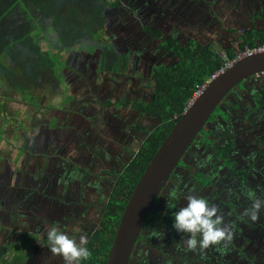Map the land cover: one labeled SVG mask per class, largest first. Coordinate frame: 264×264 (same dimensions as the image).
<instances>
[{
	"label": "flooded vegetation",
	"instance_id": "flooded-vegetation-1",
	"mask_svg": "<svg viewBox=\"0 0 264 264\" xmlns=\"http://www.w3.org/2000/svg\"><path fill=\"white\" fill-rule=\"evenodd\" d=\"M104 1L114 5L113 7L108 6L104 14L106 24L102 34L108 30L110 23L114 24L115 21L119 20L117 16L111 20V17H108L109 11L112 14L115 10L113 12L115 15L119 11L122 13L121 17L124 14L128 16L127 13L138 15L139 10L134 13L133 9L123 7L125 0ZM129 1H133L137 6L147 8H141L144 12L140 13L139 17L145 14L146 17L150 18L146 20L148 21L146 24L140 25V27L134 19L135 28L132 30L131 36L136 34L137 39L132 41V39L129 40L131 37L123 36V33H129L130 29L127 25L117 23L118 27L114 32V39L109 43L100 42L99 39L102 34L96 39L86 42L90 44L89 48L95 54L91 53L92 61L88 59L85 49L80 53L74 51L68 53L65 59L67 66L62 70L65 81L79 84V87L82 86L84 91L86 90L84 85L86 80H94L97 76L105 77L106 74H110L113 80L124 76L125 80H131L130 83L135 88L139 85L140 80H143L141 81L142 84L148 83L152 80L155 66L169 65L172 62L170 54L162 49L163 41H166L169 36L179 40L182 44L193 39L194 36L188 31L183 34L181 28L188 26L184 22L189 21L191 26L198 28L203 16L217 11L219 5V0ZM232 3L240 4L239 18L249 29L250 27L262 26L264 22V0L256 2L258 3L256 12L249 10V3L247 4L245 0H235ZM152 6L154 7L152 8ZM150 12H154L155 16ZM165 16L169 17L168 24L174 29L166 35L155 26L161 20H166ZM149 22L153 26H150ZM147 29L159 31L163 37L157 39L147 32ZM243 32L244 30L238 31L228 27L224 30L223 41L229 43V46H233L232 43L235 40L239 39L240 41ZM156 39L160 43L158 53L153 54L149 51V43H154ZM197 39L193 40L198 41ZM220 41L218 39L217 43L213 42L219 47L222 44L219 43ZM107 44L113 47L119 57L118 62H116L118 63L116 65L117 71L105 73L102 60L106 59L107 61L109 59L104 53V47ZM161 56L162 58L167 57L165 59L168 60L160 61ZM45 76L47 80H51V83L42 80L36 87L32 83L29 91L32 89L39 91L45 86L59 87L60 89L62 83L55 84L57 77L53 73L49 72ZM4 81L9 85L7 80ZM144 89H141L137 95L140 101L132 102L133 100H130L128 102L131 105H120L125 110L131 107V115L137 113L136 119L130 122L125 117L124 119L122 117L117 120L114 119L118 127L123 124L129 127V130L127 129L122 133L114 131L121 136L120 141L132 140L134 142L131 143V146L134 145V147L125 149L128 152L124 155L121 149L116 148L117 151H113L115 157L109 153L110 158L107 163L102 156L98 158L93 156V163L91 164V154H86V152L77 149L76 140H84L86 134L91 135V126L86 123V117L90 116L94 121L93 116L96 115L93 111L86 114L85 92L76 91V89L72 92L83 94L84 98L78 101L73 95V99L69 103L75 101L76 104L72 106L71 112L66 113V126L64 123H60L59 118L61 116L58 115V121L55 118L56 125L54 124L53 128H45L40 121L43 119H39L38 114L42 111L38 109L35 110L37 114L25 118L24 122H19V128L16 130L22 132V145L19 148L22 149L23 155L27 154L26 158L20 162L19 158L22 155L19 154L20 157L17 158L18 160L15 159V162L6 159L4 161L2 158L4 156L0 155V168L3 164V170H0V183L3 186L0 187V195L3 196L0 199L3 200V204L0 203V263L12 264L11 257L8 258L9 255H12L10 244H14L16 248L19 247L28 234L31 236L28 248H26L21 262L18 261L16 264H64L61 256H54L49 251L45 243L46 236L41 239V242L37 241L36 237L44 236L45 230L51 225L65 231L76 222L80 223L82 231L72 232V235H75L76 238L81 234L88 237V233H86V203L91 205V208H94V204L99 205L96 208H99L101 212L97 219H94L92 227L95 230L114 187L113 184L116 183V174L132 161L133 155L137 152L138 144L144 141L148 133L159 125L156 119L147 113L140 112L132 105L137 102L149 103L153 99V90L146 93L148 90L144 92ZM147 89H150V86ZM22 96L24 97V95ZM36 100L37 103H35ZM38 100L39 96L31 95L29 101L35 103V108H39L42 103ZM118 100L120 99L111 101L113 107L117 106L115 102ZM122 101L125 102L126 99ZM99 103L102 109L109 108L108 101L104 98H101ZM37 121L40 126L37 129L30 127L31 139H29L24 129H28V122ZM38 129H40V134L36 136ZM76 130L79 132L76 135H65L62 138L59 136ZM93 137L94 135L92 140ZM38 151L45 152L46 157L37 160L35 154ZM96 154L100 156L98 153ZM66 155L68 156L66 157ZM99 159L109 166L117 159H121L122 163L113 164L110 170L100 167L99 172L95 173L99 177L94 180L95 175H92L94 172L87 171L88 173L85 174L83 171L91 170ZM18 161L20 166L14 168L13 165H17ZM89 175L93 177H89ZM99 178L100 180H98ZM177 185H179L180 194V200L177 201L178 208L185 206L186 202L183 197L189 193L203 196L211 203L219 206L225 216V223L231 222L235 226L233 239L230 242L210 246L203 252L199 250L195 252L186 251L184 241L187 236L178 233L172 226V212L178 208L173 210L166 208L165 197H167L168 190ZM85 188L86 190H84ZM249 191L258 198L264 199V73L253 75L240 82L215 109L162 189L139 234L129 264H264V208L261 209L256 221H251L250 218L243 215L244 210L251 206V201L247 198ZM90 194L95 195L96 200L93 203L85 198L89 197ZM33 197L37 199V205L31 209L26 203L31 202ZM43 217L47 219L45 225L42 221ZM157 231L161 235L159 237L153 236V232ZM91 234H89L88 240Z\"/></svg>",
	"mask_w": 264,
	"mask_h": 264
},
{
	"label": "trees",
	"instance_id": "trees-1",
	"mask_svg": "<svg viewBox=\"0 0 264 264\" xmlns=\"http://www.w3.org/2000/svg\"><path fill=\"white\" fill-rule=\"evenodd\" d=\"M113 5L104 0H0V84L7 80L10 87L30 100L28 91L32 83L35 87L42 80L51 83L45 76L49 72L57 77L54 50L70 53L83 49L82 44L102 34L106 24L104 14ZM146 31L157 39L163 37L159 31ZM44 42L48 49L42 48ZM261 46L264 28L255 27L244 30L237 49L224 51L193 39L182 44L169 36L163 41L162 49L170 54L172 62L154 67L153 99L133 104L159 125L144 139L132 161L116 174L99 224L88 240L92 255L81 264H106L129 198L150 160L183 115L196 86L233 62L245 47ZM104 48L109 58L102 60L104 72L117 71V52L110 44ZM129 104L122 100L115 102L117 106ZM107 105L113 106L111 101Z\"/></svg>",
	"mask_w": 264,
	"mask_h": 264
},
{
	"label": "rangeland",
	"instance_id": "rangeland-1",
	"mask_svg": "<svg viewBox=\"0 0 264 264\" xmlns=\"http://www.w3.org/2000/svg\"><path fill=\"white\" fill-rule=\"evenodd\" d=\"M178 2L179 0H175L174 2ZM235 0H219V5H218V9L215 12L209 13L205 16H203L202 18V22L200 23V25L198 26V28H194L195 26H191V22L186 21L184 22V24L188 25L186 28H181L182 32H184L183 34H185L186 31H188L190 34H192L194 37L193 39H197L201 38V39H197V42H200L201 44H206V45H212V47L214 49H220L222 51H224L225 49H227L228 47H232V48H237L238 44H239V39L235 40L234 43H232L233 46H229L227 44V42L223 41V38L225 37V33L224 30L228 27H231L236 30H248L249 27L239 18V12L238 10L240 9L241 6H239L240 4H233L232 2H234ZM245 2L248 4L249 10L252 12H256L257 11V7H258V0H245ZM230 3V4H229ZM232 3V4H231ZM123 7L126 8L128 7L129 9H133L134 13L138 11V15H131L130 13H127V15H123L121 17V12L117 11L116 15L112 14L109 11L108 12V17H111V20L114 17H119V20L114 24L110 23V26L108 28V30H106V32L104 34L101 35L100 37V42H106L109 43L112 39H114V32L116 31V27H118V24H123V25H127L128 28L130 29V32L125 34L123 33L125 37L130 38L129 40L132 39V41H135L137 39L136 34H133V36H131V32L132 30L135 28V24H134V19L135 21L138 22V25L140 27L143 26L144 24H146V20L150 19L148 17L145 16V14L142 15V17H139V14L144 12L143 9L141 8H145L146 7H142V6H137L136 4L133 3V1H129V0H125V2L123 3ZM154 6H152L153 8ZM156 8V7H155ZM130 10V11H131ZM156 12V10H155ZM152 13L154 16V12H150ZM158 14V13H157ZM130 16H133L132 18ZM130 17V18H129ZM166 20L162 21L160 23H156L155 26L157 27V29H160L161 31H163V33L166 35L168 33H171V31H174L173 27L171 25H169L168 23V16H165ZM118 23V24H117ZM150 26H153L151 22ZM252 27H250L251 29ZM255 28H264V22L262 24V26L257 27L255 26ZM187 34V33H186ZM227 36L229 34H226ZM185 36V35H184ZM183 36V37H184ZM124 37V38H125ZM221 37V38H220ZM218 39H220L221 41L219 42L221 44V46L219 45V47H217L214 42L217 43ZM126 40V39H125ZM214 41V42H213ZM150 42V40H149ZM159 40H155V42H150V46H149V51L153 54H157L158 53V45H159ZM227 44V45H226ZM83 49H85L87 57L89 60H93L92 58V50L89 48L90 44L86 43V44H82ZM80 47V46H79ZM42 48L44 49H48V45L46 42H44L42 44ZM246 48V47H245ZM81 47L76 50H74V52H82L83 50ZM54 54H55V59L57 61V66H56V70H55V74L58 77V79L61 80V83H64V75L62 74V70H64L67 66L65 59L68 56L67 52H58L56 50H54ZM243 52V51H242ZM71 53V52H70ZM94 54V53H93ZM95 55V54H94ZM149 55L151 56V54L149 53ZM238 56V55H237ZM167 58V57H165ZM162 58V56L160 57V61L164 60L167 61L168 59ZM95 60V59H94ZM8 66V65H7ZM73 70V69H72ZM74 71V70H73ZM124 73V72H123ZM126 73V72H125ZM140 80L139 81V85L137 86V88H135V86L131 85V80L130 79H124L120 78L117 80H113V78H111L110 74H106L105 77H99L97 76L96 79L94 78V80L92 79L90 80H86V90L84 91L80 86L78 87V91L80 92H85L86 95L91 96V98L89 99L90 101H93L92 104L89 103V105H85L86 106V114L91 113V111H93L96 115L93 116L94 121L90 118V116L86 117V123L88 125H90V131H91V135H95V133H98L100 136L96 141L99 142V144L104 145V144H108L109 147H111L109 149V147L106 149L107 151H109L108 153H112L113 151L116 150L117 146L120 145V142L118 140V137L116 135H113V132H119L122 133L123 131H126L127 129L129 130V127H126L123 125H120V127H118L116 125V120L119 119L120 117H122L127 121H131V120H135L136 119V114L134 113L133 115H131L132 111H130L131 109L128 108L125 110V108H121L120 106H111L108 109H102L101 104L99 103V101L101 100V98H104L105 100L109 99L110 101H115L117 98L120 100L123 99H130L133 101H140L139 97L137 96L139 91L143 88H145L143 91L146 93H150L152 92V80L148 81V83H141ZM145 85V86H143ZM150 86V89H147V87ZM70 89L66 87L64 84L61 85L60 89L59 87H47L45 86L44 88H42L41 90H35L32 89L31 91L28 92L29 97L31 98V95H37L42 99H39L38 101H40L41 103L44 104V106H42V104L39 106L41 108L44 107V110H42V113H46L48 114V111L45 110L46 108H52L54 106H56L58 108V110H61V105L64 104L65 106H68L69 102L71 99H73L70 95L67 96L65 95V93L69 94L70 93ZM145 93V94H146ZM82 95H79V97ZM54 97H56L55 101L53 102V104L51 103V99H53ZM44 99V101H43ZM37 103V100L36 102ZM35 103H31L29 100L25 99L20 92L16 91L14 88L10 87L5 81L2 82V84H0V155L4 156L2 158H4L6 160L9 161H13L19 158V154H21L22 156L19 158L20 162L22 159L26 158L27 154L23 155L22 149L19 148V146L22 145L21 142V133L20 131H16L19 128V122L22 121L24 122L25 118H29V116H32L33 114H37L35 112L36 109L34 107ZM53 105V106H52ZM129 110V111H127ZM106 114H109L106 116ZM83 116V115H80ZM104 116H106L104 118ZM48 117V116H47ZM39 117V119H49V117ZM84 117V116H83ZM113 120H112V119ZM116 118V120H114ZM42 120V121H43ZM52 123H54L52 121ZM142 124V122H140ZM56 125V124H55ZM62 129V128H61ZM28 129H24L25 133L27 132V136L29 139H31V134L30 131H27ZM110 130V131H109ZM12 132V133H11ZM47 132V131H46ZM79 132L76 130L72 133H65V134H60V138L64 137L65 135H76ZM40 134V129H38V131L36 132V136H39ZM53 136V135H51ZM85 140V141H84ZM84 140L79 139L76 140L77 143V149L81 150L82 152H86L87 154V144H86V138H84ZM93 142V141H92ZM91 142V143H92ZM134 141L132 140H126L124 141V143H121L124 146H128L130 147H134V145L131 146V143H133ZM142 142V141H141ZM140 142V143H141ZM94 143V142H93ZM101 149V147H98ZM89 150V149H88ZM123 153V155L128 152L125 149H121ZM99 151L96 149L95 153H98ZM45 153V152H44ZM43 152H37V154H35L37 156V160H39L40 158H45L46 154H44ZM69 155V154H68ZM66 155V157L68 156ZM112 156H114V153L111 154ZM105 157V156H104ZM62 159H64L63 157H61ZM106 158V157H105ZM31 159V158H30ZM18 160V159H17ZM36 160V161H37ZM35 161V160H34ZM33 161V163H34ZM105 162H108V160H104ZM20 162H17V165H13L14 168H16V166H20ZM90 163H93V157L92 159H90ZM104 164V166H103ZM112 165H108L102 162L101 159L98 160L97 164L91 169V170H85L83 171L85 174H87L88 172H94L92 173V175H95V173L99 172V168L103 167L106 170H110L112 167ZM0 170H3V164L1 165ZM88 171V172H87ZM92 175H89V177H93ZM99 176L95 175V179H97ZM100 180V178L98 179ZM97 180V181H98ZM6 182V181H5ZM96 182V181H95ZM4 184V183H3ZM0 187L2 188L3 186H1L0 183ZM86 190V188L84 189ZM94 193V192H93ZM36 197H39L37 195H33ZM108 196V195H107ZM3 196L0 195V199H2ZM86 200H91L90 202H95V195H89V197H85ZM0 203L3 204V200H0ZM90 203V204H92ZM26 205H28L31 209L35 208L37 205V199L33 197L31 202H27ZM99 205H95L94 204V208H91V205L86 203V233H88V237L89 234L92 233V231L94 229H92L93 225H94V219H97V217L100 215ZM98 212H96V211ZM101 210V209H100ZM43 223L45 225V222H47V219L45 217H43ZM91 221V222H90ZM75 222V221H74ZM52 226V225H51ZM75 229V230H74ZM78 230L82 231L80 229V223L76 222L70 225L69 228H67V230H65V232L68 233L69 236L71 237H75V235H72L73 233H78ZM75 231V232H74ZM87 237V238H88ZM31 240V236L30 235H26L25 236V240L22 242V244H20V246L16 248V246L14 244H10V248L12 249V251L10 250V253H12V255H9L8 258H10V260H12V264H16L18 261L21 262V259L23 258L22 256H24V252L26 250V248H28V244ZM39 242H41V240H39ZM17 244V243H16ZM55 256V255H54ZM1 257V256H0ZM3 264V263H0Z\"/></svg>",
	"mask_w": 264,
	"mask_h": 264
},
{
	"label": "water",
	"instance_id": "water-1",
	"mask_svg": "<svg viewBox=\"0 0 264 264\" xmlns=\"http://www.w3.org/2000/svg\"><path fill=\"white\" fill-rule=\"evenodd\" d=\"M259 73H264V53L236 60L185 109L129 198L106 264H129L133 248L156 200L188 148L226 95L240 82Z\"/></svg>",
	"mask_w": 264,
	"mask_h": 264
},
{
	"label": "clouds",
	"instance_id": "clouds-1",
	"mask_svg": "<svg viewBox=\"0 0 264 264\" xmlns=\"http://www.w3.org/2000/svg\"><path fill=\"white\" fill-rule=\"evenodd\" d=\"M251 206L244 210L243 215L256 221L262 208L264 199L258 198L253 192L247 193ZM166 208L173 210L178 208L180 200L179 185L168 190ZM185 206L173 211V228L178 233L187 236L184 241L186 251L203 252L210 246L220 245L222 242H230L234 235V225L225 223V216L218 205L211 203L207 198L189 193L183 197ZM153 236L159 237L160 232H153ZM164 235V233H163ZM49 251L53 255H59L64 264H81L90 259L92 253L89 250L88 238L81 234L78 238L69 236L65 231L55 225L45 230L44 236H37V241L44 239ZM179 243V242H178Z\"/></svg>",
	"mask_w": 264,
	"mask_h": 264
},
{
	"label": "crops",
	"instance_id": "crops-1",
	"mask_svg": "<svg viewBox=\"0 0 264 264\" xmlns=\"http://www.w3.org/2000/svg\"><path fill=\"white\" fill-rule=\"evenodd\" d=\"M70 70H72L71 68H70ZM97 72H98V69H97ZM58 83H60L61 84V80H57L56 79V82H55V84L56 85H58ZM62 84H64L66 87H68V88H71L70 89V93L68 94H66L65 93V95H67V96H71V97H73V95L74 96H76L75 97V99H77L78 101H81V98H84V95L83 94H79V93H77V94H75V93H72L73 91H74V89H76V91L78 90V87H79V84H75L74 82H67V81H65L64 83H62ZM152 87H151V89L153 90L154 89V82L152 81ZM82 85V84H81ZM84 85H86V82H84ZM85 94V93H84ZM79 95H82V96H80L79 97ZM91 98V96H88V95H86V104L87 105H89V103H92L93 101H90L89 99ZM39 99H42V98H40L39 97ZM55 99H56V97H54L53 99H51V103L53 104V102L55 101ZM43 101H44V99H43ZM107 101H110L109 99H107ZM126 101L128 102V101H130V99H126ZM132 102H134V101H132ZM43 104V103H42ZM76 104V102L75 101H73V102H71V103H69L68 104V106H65V105H61V110H58V108L56 107V106H54V107H52V108H46L45 110H47L48 111V114H46V113H40V112H38V114H39V117H49V119H46V120H40L41 121V123L44 125V127L45 128H47V127H51V128H53V126H54V124L56 123V121H55V118L57 119V121H58V115H60L61 116V118H59L60 120V123L61 124H63L64 123V126H66L67 125V122L65 121V117H66V113H68V112H71L72 111V106H74ZM131 105V104H130ZM133 105V104H132ZM44 106V105H43ZM53 106V105H52ZM131 108V107H130ZM38 110L39 111H42V110H44V107L43 108H41V107H39L38 108ZM43 112V111H42ZM47 117V118H48ZM52 121L54 122V123H52ZM27 126H28V131H29V129H30V127H36V129H37V127L38 126H40V124H39V122L37 121V122H33V123H31V122H28V124H27ZM110 131V130H109ZM149 134V133H148ZM97 135H99L98 133H95V135H94V137H93V140H92V136H90V135H87L86 134V144H87V153H89V154H91V156L93 157V156H96V158H98V157H103L105 160H108L109 158H110V155H109V151H107L106 149L109 147V145L108 144H104V145H101V144H99V142H97L96 140V138L95 137H100V136H97ZM113 135H116L117 137H118V140H119V142H120V145L119 146H117V149L118 150H120V149H129V147L128 146H124V145H122L121 143H124L123 141H120L121 140V136L119 135V134H117L116 132H113ZM146 138V137H145ZM95 140V141H94ZM91 141H93L92 143H91ZM143 142V141H142ZM141 142V143H142ZM141 143L140 144H138V146H137V149L141 146ZM98 147H101V149L100 148H98ZM111 147H109V149H110ZM89 149V150H88ZM98 150L99 152H98V154L100 155V156H98L96 153H95V150ZM44 151H46V150H44ZM115 151H117V150H115ZM114 151V152H115ZM38 152H40V151H38ZM114 152H112V153H114ZM41 153V152H40ZM44 153V152H43ZM111 153V154H112ZM106 158H105V157ZM114 157H115V155H114ZM107 163V162H106ZM115 163H122V160L121 159H117L116 161H114V162H112V165L113 164H115ZM127 163V162H126ZM129 163V162H128ZM126 165V164H125ZM111 167H113V166H111ZM109 174V173H108ZM113 186H114V184H113Z\"/></svg>",
	"mask_w": 264,
	"mask_h": 264
},
{
	"label": "built area",
	"instance_id": "built-area-1",
	"mask_svg": "<svg viewBox=\"0 0 264 264\" xmlns=\"http://www.w3.org/2000/svg\"><path fill=\"white\" fill-rule=\"evenodd\" d=\"M257 53H264V46L258 47V48H249L246 47L243 52L239 53L238 56L236 57V59L233 61L235 62L236 60L242 59L246 56L249 55H253V54H257ZM233 62L228 63L224 68H222L221 70H219L218 72H216L215 74H213L212 76H210L209 78H207L203 83L198 84L196 86L195 92L193 94L192 99L188 102L186 109L197 99L199 98V96H201L203 94V92L206 90V88L208 87V85L215 80L222 72H224V70L227 68V66H229L230 64H232Z\"/></svg>",
	"mask_w": 264,
	"mask_h": 264
}]
</instances>
